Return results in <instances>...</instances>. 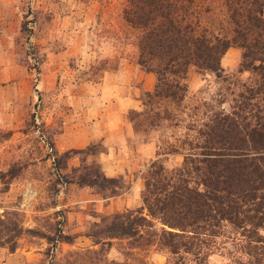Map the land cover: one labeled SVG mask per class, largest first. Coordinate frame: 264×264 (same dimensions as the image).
<instances>
[{"label":"rangeland","instance_id":"rangeland-1","mask_svg":"<svg viewBox=\"0 0 264 264\" xmlns=\"http://www.w3.org/2000/svg\"><path fill=\"white\" fill-rule=\"evenodd\" d=\"M123 1L0 0V260L5 264L166 261L164 253L140 239L114 231L136 216L127 211L142 207V176L149 164L160 158L172 169L182 162L181 155L158 153L183 129L165 122L148 127L140 125L141 117L134 118L144 106L140 73L132 68L146 71L136 64V48L117 18ZM238 56L231 51L222 57L228 82L250 77L246 71L238 74L240 50ZM129 68V90L138 95L140 106L125 112L135 137L131 153L122 157L138 159L145 143L154 144L155 155L108 175L101 165L106 147L100 140L87 142L84 131H90L104 94L112 92V74ZM228 82L190 68L187 106L217 105L221 94V106L229 112ZM104 178L115 179L117 186ZM138 184L140 207L112 211V197L132 196ZM226 262L218 254L207 260Z\"/></svg>","mask_w":264,"mask_h":264},{"label":"trees","instance_id":"trees-1","mask_svg":"<svg viewBox=\"0 0 264 264\" xmlns=\"http://www.w3.org/2000/svg\"><path fill=\"white\" fill-rule=\"evenodd\" d=\"M263 11L264 0H124L117 8L136 64L156 76L134 118L183 133L158 153L181 155L180 165L152 161L142 207L114 231L164 253V264H207L214 254L226 264H264ZM229 48L240 50L238 74L249 72L247 81L228 82L221 60ZM190 68L228 82L229 112L221 94L217 105L187 106Z\"/></svg>","mask_w":264,"mask_h":264},{"label":"crops","instance_id":"crops-1","mask_svg":"<svg viewBox=\"0 0 264 264\" xmlns=\"http://www.w3.org/2000/svg\"><path fill=\"white\" fill-rule=\"evenodd\" d=\"M231 51L234 55L239 57V50L237 48H229L225 55ZM225 55L223 56L224 59ZM236 63L237 62H234V64L228 67L232 68ZM135 71L140 73L142 89L145 91L152 90L154 88V75L150 72H142L132 68V73ZM126 73H128V75H126ZM130 76L131 68L128 70L122 69L121 72L112 74V92L105 90L107 92L103 96V103L101 107L97 109L95 120L91 123L89 128L90 131H84L87 142L100 140L106 147V153L102 157L101 165L102 168L108 170L106 172L108 175H114L116 169H124L129 166V163L134 167H138L137 165H139V163L155 155L154 144L145 143L140 148V155H136L138 159H132V162H129L130 160H126L125 156L122 157V153H131L130 141L135 137V132L131 123L126 119L125 112L129 109H139L140 106L138 95H135V93L129 90L130 80L127 79L130 78ZM120 156L121 158L119 159ZM111 157L112 160L110 159ZM140 189L141 187H139L138 184V188H132V196L128 194L123 195L124 197H112V211L139 208L140 202L137 200V196L139 191H141Z\"/></svg>","mask_w":264,"mask_h":264},{"label":"built area","instance_id":"built-area-1","mask_svg":"<svg viewBox=\"0 0 264 264\" xmlns=\"http://www.w3.org/2000/svg\"><path fill=\"white\" fill-rule=\"evenodd\" d=\"M0 264H5L2 260H0Z\"/></svg>","mask_w":264,"mask_h":264}]
</instances>
